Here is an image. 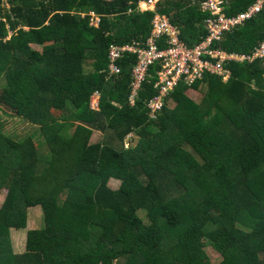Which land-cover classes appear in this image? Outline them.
<instances>
[{"label":"trees","instance_id":"trees-1","mask_svg":"<svg viewBox=\"0 0 264 264\" xmlns=\"http://www.w3.org/2000/svg\"><path fill=\"white\" fill-rule=\"evenodd\" d=\"M143 1L0 0V264H213L206 243L219 264H264L262 62L228 65L227 83L206 76L181 85L151 118L160 68L134 107L137 58L107 74L111 47L150 35L155 14L140 12ZM200 1L162 0L156 9L190 47L207 36ZM222 1L233 17L257 0ZM263 40L264 12L216 48L251 55ZM193 91L206 96L194 102ZM2 107L38 126L45 144L8 138ZM70 121L75 131L64 137ZM94 131L106 139L92 143ZM36 207L44 225L28 230L26 251L15 254L11 231L27 229Z\"/></svg>","mask_w":264,"mask_h":264},{"label":"built area","instance_id":"built-area-1","mask_svg":"<svg viewBox=\"0 0 264 264\" xmlns=\"http://www.w3.org/2000/svg\"><path fill=\"white\" fill-rule=\"evenodd\" d=\"M161 2L162 0H147L139 4L140 12L155 14L150 35L144 42L113 46L108 53V80L121 74L118 63L125 56L137 58V64L132 70L133 82L129 97L131 107L136 105L151 69L156 66L160 68L154 86L158 96L147 104L149 116L153 119L158 118L166 99L181 85L193 87L206 76L218 77L227 83L231 73L226 67L232 63L253 64L260 61L264 69V40L251 55L229 54L216 48L227 34L256 20L264 12V0H257L245 12L233 17L227 15L228 6L222 0H201L198 5L201 12L209 15L204 21L207 36L193 47L182 42L180 31L168 17L156 13ZM194 4L197 5L196 2ZM90 16L92 26L99 28L100 19L95 14ZM94 98L99 100L98 96Z\"/></svg>","mask_w":264,"mask_h":264},{"label":"rangeland","instance_id":"rangeland-1","mask_svg":"<svg viewBox=\"0 0 264 264\" xmlns=\"http://www.w3.org/2000/svg\"><path fill=\"white\" fill-rule=\"evenodd\" d=\"M35 48V47H34ZM37 51H41L40 48H35ZM206 92V90H205ZM205 92H189L187 95L191 100L194 102L200 103L201 100L205 98ZM98 103L99 100L97 98H92L91 102V109L94 111H98ZM173 108V106H171ZM69 109L74 111L75 108L73 105L69 104ZM1 119L3 123V132L8 136V138L11 139H21L27 136H33L35 139L34 141L37 142V144H45V138L43 133L41 132L40 128L38 126H35L28 121H25L15 115V112L10 110L9 108L2 107V113H1ZM71 123L68 124L65 129L61 132V135L64 137L70 136L74 131V126L77 125L76 122L70 121ZM133 134L129 135L126 139V146L131 147L132 142L130 140H133L134 138ZM103 139H106V134L103 135L100 131H94V135L92 136L91 142L92 143H98L103 141ZM135 144V143H134ZM133 145V144H132ZM125 146V147H126ZM46 148L43 147L42 150ZM121 182L116 179H111L109 182V187L117 190L120 187ZM5 199V192L0 191V207L2 206ZM44 225V218H43V211L41 207L31 208L29 210V216H28V226L25 230H12L11 231V243L14 247V252L17 254H22V251H26V244H27V237L26 233L30 229H35L38 226ZM205 251L208 254L211 262L213 264H219L222 261V256L214 250V248L206 243ZM24 253V252H23Z\"/></svg>","mask_w":264,"mask_h":264},{"label":"crops","instance_id":"crops-1","mask_svg":"<svg viewBox=\"0 0 264 264\" xmlns=\"http://www.w3.org/2000/svg\"><path fill=\"white\" fill-rule=\"evenodd\" d=\"M31 230V229H30ZM28 232V231H27ZM26 237H27V233H26ZM26 249V248H25ZM13 250H14V247H13ZM23 252H25V250L24 251H22L21 253L23 254ZM15 253V252H14ZM15 254H17V253H15Z\"/></svg>","mask_w":264,"mask_h":264},{"label":"clouds","instance_id":"clouds-1","mask_svg":"<svg viewBox=\"0 0 264 264\" xmlns=\"http://www.w3.org/2000/svg\"><path fill=\"white\" fill-rule=\"evenodd\" d=\"M138 9H139V7H138ZM142 13V12H141ZM149 13H151V12H149ZM157 13V12H156Z\"/></svg>","mask_w":264,"mask_h":264}]
</instances>
